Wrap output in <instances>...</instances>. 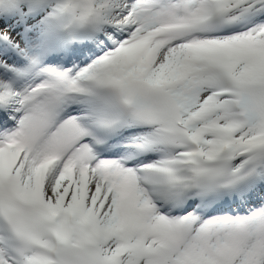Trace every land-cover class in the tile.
<instances>
[{"label": "snow or ice", "instance_id": "snow-or-ice-1", "mask_svg": "<svg viewBox=\"0 0 264 264\" xmlns=\"http://www.w3.org/2000/svg\"><path fill=\"white\" fill-rule=\"evenodd\" d=\"M0 264H264V0H0Z\"/></svg>", "mask_w": 264, "mask_h": 264}]
</instances>
